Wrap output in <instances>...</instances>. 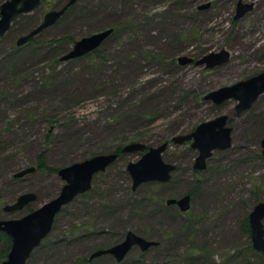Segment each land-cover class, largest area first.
Instances as JSON below:
<instances>
[{
  "label": "rangeland",
  "instance_id": "374dc122",
  "mask_svg": "<svg viewBox=\"0 0 264 264\" xmlns=\"http://www.w3.org/2000/svg\"><path fill=\"white\" fill-rule=\"evenodd\" d=\"M0 1L1 7L7 0ZM68 1L43 0L16 16L0 40V219L22 218L56 198L65 185L60 169L96 155L119 157L63 207L27 264H264V253L249 249L251 232L242 229L264 202V94L240 115L235 100H205L264 72V0H79L18 45ZM239 2L253 9L236 19ZM114 28L97 51L61 60L77 40ZM222 50L230 54L224 64L196 65ZM184 56L195 62L180 65ZM221 115L229 117L232 147L214 151L198 171L191 142L173 139ZM133 142L148 148L169 142L163 158L176 166L169 182L133 189L127 165L142 154L122 153ZM30 167L35 171L17 176ZM28 193L36 201L5 210ZM187 193L189 211L168 205ZM128 231L158 245L136 246L120 262L109 254L90 259Z\"/></svg>",
  "mask_w": 264,
  "mask_h": 264
},
{
  "label": "water",
  "instance_id": "95a60500",
  "mask_svg": "<svg viewBox=\"0 0 264 264\" xmlns=\"http://www.w3.org/2000/svg\"><path fill=\"white\" fill-rule=\"evenodd\" d=\"M43 0H7L0 7V40L12 27L13 19L24 13H30L37 9ZM79 0H69L67 4L59 9L48 12L43 22L32 30L28 35L18 40V45H23L43 30L57 23L61 17L74 6ZM209 7L202 6L200 9ZM253 9V4L239 2L237 5L236 19L242 18ZM114 29H106L87 37L77 40L73 48L64 55L61 60L68 61L82 58L99 49L105 41L113 34ZM226 50L213 52L208 56L197 60L196 65L206 64L208 68L222 65L229 59ZM192 57H179L178 63L186 66L193 64ZM264 94V72L239 81L233 85L225 86L211 91L205 96V100H211L216 105H220L228 100H235L236 114L251 109L259 97ZM229 117L221 115L217 118L200 123L195 130L184 136H177L173 139L176 144L191 142L193 149L198 151L194 168L198 171L206 170L208 160L216 150L225 151L232 147L233 129L228 125ZM169 142L157 147H149L140 142H133L123 147V154L141 153L142 157L137 162L127 165L133 184L136 190L141 184L146 182L167 183L172 179V174L176 170L174 164L165 162L163 153L167 150ZM262 154L264 156V138L261 142ZM119 157V154L96 155L85 161L75 163L71 166L59 170L58 174L65 181L60 194L53 200L45 203L40 208L28 213L19 219H0V231L7 234L12 240V247L6 261L3 264H27L32 253L50 235L57 215L63 207L70 204L80 194L88 192L92 188L94 177L107 170ZM35 171V167H30L17 176L22 177L27 173ZM34 193L21 195L18 200L7 207V212H15L24 209L29 204L36 201ZM191 195L187 194L180 199H170L168 205H177L182 212H187L191 208ZM251 239L253 248L264 253V202L258 203L249 216ZM158 242L147 240L136 233L130 231L124 240L117 245L94 252L90 259L93 260L103 255H112L117 261H122L127 254L136 246L142 251H147L150 247L157 246Z\"/></svg>",
  "mask_w": 264,
  "mask_h": 264
},
{
  "label": "trees",
  "instance_id": "16d2710c",
  "mask_svg": "<svg viewBox=\"0 0 264 264\" xmlns=\"http://www.w3.org/2000/svg\"><path fill=\"white\" fill-rule=\"evenodd\" d=\"M2 3V1H0V4ZM75 8L74 7H72L71 9H70V12L71 11H73ZM67 13H68V11H67ZM66 13V14H67ZM116 31H118V29L117 28H114V33H116ZM114 33L107 39V40H109L113 35H114ZM106 40V41H107ZM31 44H34V43H32V42H30ZM29 43V44H30ZM106 43V42H105ZM104 43V44H105ZM103 44V45H104ZM102 45V46H103ZM97 51V50H96ZM95 52V51H94ZM59 61V60H58ZM45 159H44V156L43 157H41L40 158V162H39V164H40V167H45V161H44ZM95 179V178H94ZM187 194H190V193H187ZM249 215V214H248ZM242 229L248 234V235H250V226H249V218L248 217H246V220H245V222L243 223V227H242ZM129 232V231H128ZM127 232V233H128ZM11 247H12V240H11V238L8 236V235H6L5 233H3V232H0V262L1 263H4V261H6V259H7V257H8V254H9V252H10V250H11ZM249 249L250 250H252V251H254V248H253V246L252 245H250L249 246Z\"/></svg>",
  "mask_w": 264,
  "mask_h": 264
},
{
  "label": "flooded vegetation",
  "instance_id": "af4514ba",
  "mask_svg": "<svg viewBox=\"0 0 264 264\" xmlns=\"http://www.w3.org/2000/svg\"><path fill=\"white\" fill-rule=\"evenodd\" d=\"M261 142H262V140H261ZM249 216H250V213H249V215H248V218H249ZM249 226H250V222H249ZM0 232H2V231H0ZM130 232V231H129ZM250 232H251V229H250ZM4 233V232H3ZM7 235V234H6ZM126 236V235H125ZM125 238V237H124Z\"/></svg>",
  "mask_w": 264,
  "mask_h": 264
}]
</instances>
